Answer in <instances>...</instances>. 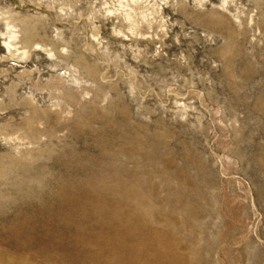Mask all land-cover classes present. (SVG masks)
Returning <instances> with one entry per match:
<instances>
[{"label":"rangeland","instance_id":"obj_1","mask_svg":"<svg viewBox=\"0 0 264 264\" xmlns=\"http://www.w3.org/2000/svg\"><path fill=\"white\" fill-rule=\"evenodd\" d=\"M0 264H264V0H0Z\"/></svg>","mask_w":264,"mask_h":264}]
</instances>
